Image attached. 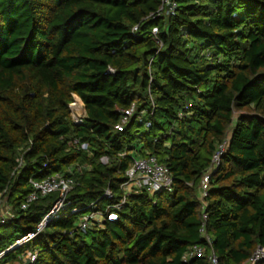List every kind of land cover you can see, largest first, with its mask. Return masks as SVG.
<instances>
[{
  "label": "trees",
  "instance_id": "trees-1",
  "mask_svg": "<svg viewBox=\"0 0 264 264\" xmlns=\"http://www.w3.org/2000/svg\"><path fill=\"white\" fill-rule=\"evenodd\" d=\"M173 2L160 14L162 0H0V194L14 216L0 224V254L58 200L22 210L30 179L72 169L77 183L71 206L0 264L27 251L38 252L33 264H209L211 252L246 264L264 248V0ZM151 156L168 167L172 191H135L118 221L81 231L85 213L121 201L133 161ZM204 224L213 245L184 261L206 245Z\"/></svg>",
  "mask_w": 264,
  "mask_h": 264
},
{
  "label": "built area",
  "instance_id": "built-area-1",
  "mask_svg": "<svg viewBox=\"0 0 264 264\" xmlns=\"http://www.w3.org/2000/svg\"><path fill=\"white\" fill-rule=\"evenodd\" d=\"M175 3L173 0H162V5L160 7V14L165 12L172 13L175 11ZM153 34L157 35V28L153 30ZM72 118L74 123L81 124L85 116V106L80 99H76L74 103L71 104ZM134 112V108L129 111H125L127 116H130ZM127 117L124 118L123 123H126ZM122 130L121 126L117 127ZM73 144L82 150H88L89 144L83 143L79 139H75ZM227 151V142L219 146L217 153L214 155L212 160L211 168L205 173L200 189L201 198L207 197L210 188V177L212 173L219 167L221 158ZM102 162L107 164L108 159L103 158ZM19 167L23 165V158L18 159ZM81 172L82 168L78 167L76 172ZM70 176L66 174H56L42 180H36L34 178L30 179V184L32 186V192L26 197L23 202L21 209L27 210L30 205L40 198L46 197L50 194L57 193L58 200L55 202L51 211L43 220L37 225L34 232L27 233L24 237L19 239L13 246H11L6 252L11 251L14 247H21L28 241L35 238L53 219L58 218L61 211L67 209L71 206V202L68 200L70 192L76 187L77 183L73 177L75 171L72 169L69 171ZM173 187V178L171 177L168 167L164 164L158 162L156 157H148L144 159L134 160L129 170L126 172V181L122 184L121 189L123 190L124 196L120 202L108 206L106 211L98 212L93 210L87 216H82L79 222V229L81 231H86L91 229L94 225L98 224L100 227L104 228L106 221L114 222L119 220V212L122 210L123 206L127 201V197L133 192H138L146 190L150 194H156L158 192L167 191L171 192ZM0 194V224H5L7 220L12 219L14 216L11 212V207L7 205L6 199H4V194ZM107 199H113L114 194L109 189L105 193ZM8 208L5 210V208ZM96 203L90 205V209H96ZM73 214L83 212V209L73 207L71 210ZM207 215H204V220L206 221ZM203 239L206 245H196L191 247L184 256V261L191 260L193 258L204 257L207 253V247L213 245L212 238L206 233L205 224L202 229ZM3 252L0 254V258L6 254ZM38 257V252H25L24 255L16 261L14 264H23L28 259L31 260V264L36 262ZM250 264H264V248L259 247L254 253L253 257L249 260ZM209 264H219V259L214 252L209 254Z\"/></svg>",
  "mask_w": 264,
  "mask_h": 264
},
{
  "label": "water",
  "instance_id": "water-1",
  "mask_svg": "<svg viewBox=\"0 0 264 264\" xmlns=\"http://www.w3.org/2000/svg\"><path fill=\"white\" fill-rule=\"evenodd\" d=\"M15 248H17V246L16 247H14L12 250H14ZM23 264H31V260L30 259H28L26 262H24Z\"/></svg>",
  "mask_w": 264,
  "mask_h": 264
},
{
  "label": "rangeland",
  "instance_id": "rangeland-1",
  "mask_svg": "<svg viewBox=\"0 0 264 264\" xmlns=\"http://www.w3.org/2000/svg\"><path fill=\"white\" fill-rule=\"evenodd\" d=\"M8 208L6 207L5 210H7ZM89 213H85L83 216H87ZM18 254V253H17ZM20 256V254H18V257ZM246 264H250L249 262H247Z\"/></svg>",
  "mask_w": 264,
  "mask_h": 264
}]
</instances>
